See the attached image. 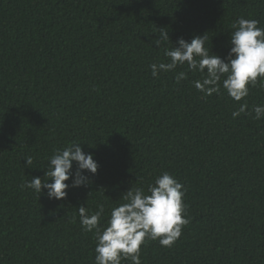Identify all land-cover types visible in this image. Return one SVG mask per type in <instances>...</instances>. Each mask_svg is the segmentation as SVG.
I'll list each match as a JSON object with an SVG mask.
<instances>
[{
  "label": "trees",
  "instance_id": "1",
  "mask_svg": "<svg viewBox=\"0 0 264 264\" xmlns=\"http://www.w3.org/2000/svg\"><path fill=\"white\" fill-rule=\"evenodd\" d=\"M241 17L264 27V0H0V264H95L78 208L103 204V229L124 194H147L165 171L187 189L189 223L171 247L147 240L142 264H264V119H233L244 100L222 87L205 97L186 64L150 69L167 61L160 29L169 48L207 34L226 60ZM244 99L251 112L264 87ZM73 143L99 164L87 186L64 200L21 187Z\"/></svg>",
  "mask_w": 264,
  "mask_h": 264
},
{
  "label": "clouds",
  "instance_id": "2",
  "mask_svg": "<svg viewBox=\"0 0 264 264\" xmlns=\"http://www.w3.org/2000/svg\"><path fill=\"white\" fill-rule=\"evenodd\" d=\"M231 31V48L227 59L209 52L205 46L207 34L195 36L190 42L183 38L177 41L178 47H167L170 40L167 30L160 29L155 44L163 47L166 62L152 63L151 74L159 78L161 73L175 72L179 66L187 65L192 73L199 72L201 79L192 81L193 86L205 97L220 94L221 87L239 106L232 111L233 119L242 114L253 115V119H264V104L255 105L251 112L244 99L250 94V86L257 83L264 87V27L256 19L239 18ZM171 41V40H170ZM188 79L181 71L175 80L179 84ZM26 166L33 164V158H26ZM73 162L77 168L73 173ZM99 164L94 155L85 153L80 144H70L58 149L49 158V165L42 180L33 177L22 188L42 193L47 190L49 199L64 200L70 187L87 186L89 178L85 170L95 175ZM74 177V178H73ZM72 179L69 185L66 181ZM49 181H52L49 183ZM187 189L175 176L165 171L150 184L147 194L141 187L133 186L123 195L120 203L113 207L107 226L101 229L100 221L105 213L103 204L94 213L87 207L78 208L81 227L94 233L96 241L95 264H142L141 248L147 240H158L162 247H171L181 237L183 228L189 223L184 196Z\"/></svg>",
  "mask_w": 264,
  "mask_h": 264
}]
</instances>
